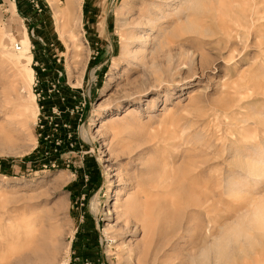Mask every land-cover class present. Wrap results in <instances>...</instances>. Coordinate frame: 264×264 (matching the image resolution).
Here are the masks:
<instances>
[{
	"label": "rangeland",
	"instance_id": "rangeland-1",
	"mask_svg": "<svg viewBox=\"0 0 264 264\" xmlns=\"http://www.w3.org/2000/svg\"><path fill=\"white\" fill-rule=\"evenodd\" d=\"M65 1L0 0V264H264V0Z\"/></svg>",
	"mask_w": 264,
	"mask_h": 264
},
{
	"label": "bare ground",
	"instance_id": "bare-ground-1",
	"mask_svg": "<svg viewBox=\"0 0 264 264\" xmlns=\"http://www.w3.org/2000/svg\"><path fill=\"white\" fill-rule=\"evenodd\" d=\"M71 1H73V0H67V1H65V2H63V4H65V6H66V8H67V10L68 11H70L71 12V6H72V4H73V2H71ZM53 2H56V1H53ZM62 3V2H61ZM61 6V5H60ZM183 9V8H182ZM61 11V10H60ZM59 11V12H60ZM141 23H143V21L141 22ZM133 38H134V36H133ZM20 40H21V42H22V44H23V49H24V51L26 52L27 50H28V47H29V42H30V40H29V36H28V34H27V32H26V30L25 31H23L22 32V34H21V37H20ZM20 46V45H19ZM19 48H22L21 46L19 47ZM141 52H143V51H141ZM139 53V52H138ZM141 55H142V53H140ZM24 75H25V82H26V88H27V91H28V95H26V96H24V97H31L32 96V99H33V95L31 94V89H30V85H31V79L33 78V74H32V72H31V70L28 68V70H26L25 72H24ZM27 101V100H26ZM24 107H25V109H27V108H29L30 109V106L31 107H34L35 106V104H30V103H28V102H25L24 103ZM28 110V109H27ZM247 167V166H246ZM249 171L250 172H252V173H255V174H258V175H260L261 173V163L260 162H256V163H252V164H250L249 165ZM254 219H255V222L257 223V224H260V223H262V222H264V205L261 207V206H259L258 207V209H257V211L254 213ZM242 232V231H241ZM241 232H239V233H241ZM214 244V253H215V256H217L218 258H220L221 259V249H220V246H221V242L219 241V240H216L215 241V243H213ZM223 248V247H222ZM213 249V248H212ZM36 254H35V256H34V254H33V256L32 255H30V254H27V255H25L24 257H22L19 261H18V264H21V263H23L24 262V260L26 259V261L27 262H29V261H36V260H38V259H41V253H39V252H35ZM159 255V254H158ZM216 259V258H215ZM219 259V260H220ZM218 264H220V263H218Z\"/></svg>",
	"mask_w": 264,
	"mask_h": 264
}]
</instances>
